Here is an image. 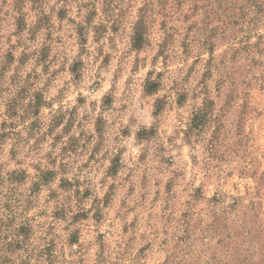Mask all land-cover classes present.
Masks as SVG:
<instances>
[{
	"label": "clouds",
	"instance_id": "clouds-1",
	"mask_svg": "<svg viewBox=\"0 0 264 264\" xmlns=\"http://www.w3.org/2000/svg\"><path fill=\"white\" fill-rule=\"evenodd\" d=\"M233 4L242 17L236 39L264 36V0ZM0 8L8 19L19 15L11 0H0ZM89 10L79 13L81 22ZM182 11L176 0H116L107 18L97 20L118 31L105 33L95 51L93 45L88 51L81 46L79 54L61 51L43 71L17 61L0 75V264H143V245L155 264H264L260 217L238 215L221 227L198 220L171 230L149 222L139 243L135 229L127 240L110 231L101 237L99 227L89 238L78 235L77 213L91 216L118 198L116 210L126 220L129 210L154 207L153 201L146 208L147 197L160 198L165 178L189 197L198 182L220 193L228 172L236 174L257 154L248 152L249 140L264 155V67L249 73L245 64L238 79L220 78L213 97L201 73L188 70L178 40L169 37L171 31L183 39L175 31ZM142 17L143 43L136 47ZM11 31L4 28L5 48L15 43ZM227 44L231 48L233 41ZM257 59L264 61V53ZM222 71L231 73V65ZM13 102L15 115L9 111ZM228 153L233 156L221 164ZM197 198L207 200L204 194ZM178 202L174 192L165 193L169 213ZM57 213L62 222L54 227L50 217ZM21 226L31 229L27 239Z\"/></svg>",
	"mask_w": 264,
	"mask_h": 264
},
{
	"label": "rangeland",
	"instance_id": "rangeland-1",
	"mask_svg": "<svg viewBox=\"0 0 264 264\" xmlns=\"http://www.w3.org/2000/svg\"><path fill=\"white\" fill-rule=\"evenodd\" d=\"M8 2L9 0H4V3ZM78 2L83 5L80 9L76 7ZM104 3L105 7L100 8L99 0H11L12 10L19 15L14 19H8V14L0 8V64L3 65L0 75L17 61L20 66L35 64L36 68L33 71H43V66L50 63L61 51L68 52L69 55L73 51L79 54L81 46L88 51V45H93L91 50L95 51V45L106 38L105 33L111 36L118 31L111 22L105 26L97 20L100 16L107 18L106 14L111 12L116 0H104ZM84 9L91 10L87 11L81 22L79 13ZM181 9H183L181 15L175 17L178 22L175 31L180 33L183 39L180 40L171 31L169 37L178 40V49L188 55L190 66L188 70L201 73L202 78L207 80L209 88L213 90V97L217 91H220L217 87L220 78L237 76V74L245 75L241 72V67L245 64L248 66L247 72H261L264 61L258 60L257 57L264 53V36H249L247 42L244 39H236V33L241 31L242 17L239 8L234 7L233 0H176V11L179 12ZM93 25H95L94 29L89 31ZM161 26L168 25L162 22ZM5 27L12 29L9 41H15L7 48L3 38ZM18 36L21 39H17ZM229 39L233 41L231 48L227 44ZM108 51L105 46L100 53L102 61ZM246 53L250 59L245 58ZM78 63L83 64V57ZM226 65H231V73L222 71ZM253 79L257 77L253 76ZM221 86L226 87V85ZM14 106L15 102L9 108L11 115L16 114ZM247 143L248 152L252 153L256 150L257 154L251 159L241 157V160L246 159L244 167L236 174L233 171L228 172L227 182L222 185L220 193L207 187L201 189L198 182L197 192L189 197L183 194L180 187L165 178L164 183L159 185L160 198L147 197L146 208L153 201L154 207L151 210L141 208H136L135 211L129 210L126 220L122 219L116 210L121 204L118 198L115 205L111 201L103 202L99 211L92 212L91 216L77 213L79 237L89 238L99 227L101 237L106 231H110L119 233L127 240L135 229L136 243H139L140 236L148 230L149 222L166 223L171 230L182 228L184 224L195 223L198 220L221 227L226 221L235 219L238 215L248 219L255 217L264 219V155L259 154V146L253 140ZM232 156L233 153H228L221 164L226 163ZM257 176L259 179H254ZM47 179L48 177L42 176L44 182ZM134 191L140 192L138 183ZM155 191L153 189V192ZM166 192H174L179 198L175 213H169L168 206L164 204ZM201 194L206 195L207 200L198 199ZM87 195L88 193H85L86 197ZM250 195L252 198H249ZM127 203L131 206L132 200H128ZM161 215L164 217L163 221L159 219ZM154 216L155 220H153ZM50 219H54V227L62 222V217L58 213ZM30 233L31 229L28 227V235H23L25 239ZM197 234H199L198 230ZM69 239L75 243L77 235ZM108 240H111V237H108ZM52 243L55 242L50 241V244ZM147 249L148 245L139 248V251L147 257L143 264H155L152 254Z\"/></svg>",
	"mask_w": 264,
	"mask_h": 264
},
{
	"label": "trees",
	"instance_id": "trees-1",
	"mask_svg": "<svg viewBox=\"0 0 264 264\" xmlns=\"http://www.w3.org/2000/svg\"><path fill=\"white\" fill-rule=\"evenodd\" d=\"M136 31H137V36L135 37L134 43H135L136 47H140L141 44L143 43V40H142L140 34L143 31H145L144 26H143V17L141 18V22L139 24H137ZM42 176L48 177L46 175H42ZM19 232H20V234L27 236L28 235V227L27 226H21V228L19 229Z\"/></svg>",
	"mask_w": 264,
	"mask_h": 264
}]
</instances>
